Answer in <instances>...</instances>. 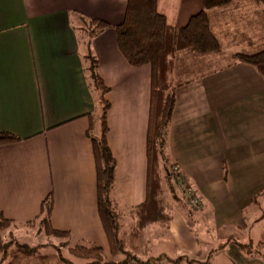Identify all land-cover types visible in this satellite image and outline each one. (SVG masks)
<instances>
[{
	"label": "crops",
	"instance_id": "0c3cea01",
	"mask_svg": "<svg viewBox=\"0 0 264 264\" xmlns=\"http://www.w3.org/2000/svg\"><path fill=\"white\" fill-rule=\"evenodd\" d=\"M125 4L0 0V132L21 139L0 145V214L23 225L37 216L51 192V228L94 242L107 260L109 244L98 215L95 163L86 135L87 114L95 113L98 103L84 60L87 38L77 28L88 17L119 24ZM201 9L200 0H157L158 12L174 29ZM208 13L221 49L203 55L184 48L173 55V80L179 86L167 151L200 203L196 214L211 222L212 243L197 238L196 216L173 207L167 225H149L126 242L140 260L130 264H204L211 256L220 260L229 253L238 255L237 264H264L263 258L239 250L238 241L225 231L233 227L230 222L237 227L240 210L258 206L257 197L264 193V79L234 57L235 52L264 50V1L234 0ZM88 51L109 88L113 198L132 222L130 233L133 209L145 199L150 68L126 63L111 28L92 38ZM151 237L159 249L141 257L154 248ZM6 264L62 263L52 252L34 256L12 246Z\"/></svg>",
	"mask_w": 264,
	"mask_h": 264
},
{
	"label": "trees",
	"instance_id": "16d2710c",
	"mask_svg": "<svg viewBox=\"0 0 264 264\" xmlns=\"http://www.w3.org/2000/svg\"><path fill=\"white\" fill-rule=\"evenodd\" d=\"M200 1L202 9L191 15L186 24L178 29L171 28L166 23L165 16L158 12L157 0H126L123 20L117 25H110L95 17H82V24L77 28L82 37L87 38L84 41L87 48L84 60L87 62L89 86L95 93L98 103V111L87 114L89 124L86 135L91 142L95 163L97 210L109 244L111 260L105 258L102 248L94 242L77 239L69 232L51 228L49 217L52 209V194L49 192L42 201L37 216L23 225L0 214V264H6L7 250L11 245L34 256L42 255L43 251L50 247L48 251L52 252L62 264H77L80 260H84L80 264L140 262L128 250L126 242L140 237L141 231L149 225H167L170 212L165 203L166 193L175 195V189H179L180 181L183 179L180 173L174 170L175 167L167 151L169 122L175 106V91L179 86L173 80V55L184 48L193 49L203 55L219 52L221 45L212 31L208 12L226 6L234 0ZM255 1L262 3L264 0ZM109 28L114 30L117 49L129 66L137 68L147 65L150 68L145 199L133 209L134 226L127 238L121 235L120 215L113 198L116 162L107 142L106 114L109 102L106 94L109 88L104 85L97 72L96 58L88 51L91 39ZM234 57L238 62L252 66L264 79V50L255 53L235 52ZM97 122L98 128L95 129ZM20 140L10 132H0V145ZM35 222L44 226L46 233L58 238L59 241L48 245L30 246L19 243L10 236L9 239L4 240V231L9 229L8 234L13 235L16 229L22 226L31 227ZM234 244L245 255L264 260V254L258 249L253 251L250 249L252 244L239 242ZM256 246V248H264V235Z\"/></svg>",
	"mask_w": 264,
	"mask_h": 264
},
{
	"label": "rangeland",
	"instance_id": "374dc122",
	"mask_svg": "<svg viewBox=\"0 0 264 264\" xmlns=\"http://www.w3.org/2000/svg\"><path fill=\"white\" fill-rule=\"evenodd\" d=\"M96 112L98 111V108H96ZM98 128V122L96 123L95 129ZM174 170L177 171V168L175 167ZM180 187L179 189H175L174 194L175 195H169V192L166 193V198H165V203L166 206L168 207V209H172L173 207H178L179 209L182 208L183 211H186V209L188 210V208H190V212L192 214V218L193 216L199 219V222H194V226L196 228V236L197 238L206 244V242H209V244L212 243V237L210 236L212 232H210L209 226L207 225V223H211L210 221H202V218L196 214V212H198L197 210L200 208V203H198L199 208H195L192 204H191V199H195L196 201H198V199L194 196L191 195L193 192L191 191L192 189H190V187H187L185 185L184 180L182 179L180 181ZM186 186V187H185ZM186 189H185V188ZM194 194V193H193ZM199 202V201H198ZM257 202L259 203V205H255V204H250V205H246L244 208H242L240 210V219L237 217L235 218V221H240L241 223L239 225H237V227L234 226V223H229L230 225H232L233 227L231 228L230 226H228L227 229H225V231L227 232V234L233 235V238H231L232 240H237L239 243L242 244H252L251 246V250H256L258 249L261 253L264 254V248H256V242L258 240H260V235H262L264 233V215L262 216V214H264V193L258 195L257 197ZM189 206V207H188ZM181 207V208H180ZM116 210L119 212V222H120V232L121 235L123 232L125 233H129V227L132 226V222L129 219L128 215L123 212V210L119 207H116ZM260 216H262L263 218L262 221L260 222H254V219L256 220L257 218H259ZM215 224V223H214ZM192 225V226H193ZM215 227L214 225H211L210 228ZM8 230L3 232V238L4 240L7 238L9 239L10 237L15 238L16 241H18L19 243L22 244H27L30 246H34L37 244H49V243H57L59 240L58 238H54L53 236H50L46 233V228H44V226H40V224L36 223L31 226H22V228L16 229L15 231H13V235L8 234ZM213 233L217 234V231H214ZM10 236V237H9ZM154 237H151L149 240L151 241V243L149 244V246H155L156 242ZM235 240V241H236ZM205 244H203L204 248H205ZM14 245H11L10 247H12ZM148 246V248H149ZM9 247V248H10ZM16 247V246H14ZM150 247V248H153ZM8 248V249H9ZM18 248V247H17ZM164 248V247H162ZM20 249V248H19ZM50 249V247H47L45 249L44 252H47ZM158 247H154L152 250L151 249H147L145 250V252L143 254H140L141 257H148L151 254V251H155L158 250ZM165 249V248H164ZM23 250V249H22ZM8 251V250H7ZM24 251V250H23ZM25 252V251H24ZM230 255H227L225 257L221 256L218 260L217 257L211 256L208 260H206V262L204 264H237L239 263L238 255L237 254H232L229 253ZM38 256V255H37ZM7 257V254H6ZM232 260H237V262L235 263H231ZM84 260H80L79 262H82ZM182 264H186L185 262H183ZM241 264V263H240Z\"/></svg>",
	"mask_w": 264,
	"mask_h": 264
},
{
	"label": "built area",
	"instance_id": "2783aa9c",
	"mask_svg": "<svg viewBox=\"0 0 264 264\" xmlns=\"http://www.w3.org/2000/svg\"><path fill=\"white\" fill-rule=\"evenodd\" d=\"M198 201H196L195 199H191V204L197 209L199 208V205H198Z\"/></svg>",
	"mask_w": 264,
	"mask_h": 264
}]
</instances>
